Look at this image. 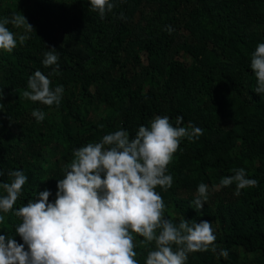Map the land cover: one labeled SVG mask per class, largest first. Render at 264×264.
Instances as JSON below:
<instances>
[{"label":"trees","instance_id":"trees-1","mask_svg":"<svg viewBox=\"0 0 264 264\" xmlns=\"http://www.w3.org/2000/svg\"><path fill=\"white\" fill-rule=\"evenodd\" d=\"M115 4L101 19L88 0H0V19L21 14L33 27L20 44L24 29L7 25L17 47L0 50V183L11 182L10 171L28 178L0 235L23 243L15 235L20 220L14 211L45 189L54 202L74 150L121 129L135 138L157 116L176 126L182 116L181 126L191 123L203 135L181 140L168 166L172 187L156 191L166 219L212 222L218 245L217 253H190L187 264H264V95L255 93L250 69L252 53L264 43V0ZM50 48L58 51L59 75L42 63ZM37 70L53 89L63 86L58 106L24 98ZM34 109L45 113L42 122L32 116ZM237 168L258 186L239 196L235 184L215 188ZM200 183L209 192L198 213L192 201ZM142 239L135 237L139 264L154 250Z\"/></svg>","mask_w":264,"mask_h":264},{"label":"clouds","instance_id":"clouds-1","mask_svg":"<svg viewBox=\"0 0 264 264\" xmlns=\"http://www.w3.org/2000/svg\"><path fill=\"white\" fill-rule=\"evenodd\" d=\"M123 2V0H121ZM93 12L103 19L112 12L115 0H88ZM121 18H123L121 14ZM23 28L18 37L23 44L33 31L21 14L0 19V50L11 53L17 47L16 34L7 25ZM171 34V26H165ZM59 75L58 51L48 49L42 61ZM251 72L255 76V93L264 95V43L257 45L251 55ZM50 74V75H51ZM24 98L45 106L59 105L63 86L51 87V80L37 70L28 78ZM0 95V100H2ZM36 121L42 122L45 113L32 111ZM176 126L167 116L155 117L148 127L140 126L135 138L121 129L103 136L98 143H88L73 151V161L63 179L57 180L54 202L51 192H40L33 200L14 211L20 223L15 235H0V264H139L135 251V237L141 243H154L144 264H187L190 253H217L216 235L212 222L185 220L174 223L165 216L166 205L157 187L167 191L173 177L168 166L183 138L194 141L203 129L191 123ZM234 174L223 177L215 188L235 184L234 195L241 190L258 186L244 168L233 169ZM3 175V173H0ZM11 182L0 183V224L11 212L21 196L27 176L22 170L10 171ZM208 185L200 183L192 204L199 213L208 199ZM219 255L227 258L226 249Z\"/></svg>","mask_w":264,"mask_h":264}]
</instances>
